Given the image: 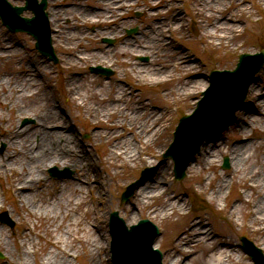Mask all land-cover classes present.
Here are the masks:
<instances>
[{"label": "rangeland", "instance_id": "rangeland-1", "mask_svg": "<svg viewBox=\"0 0 264 264\" xmlns=\"http://www.w3.org/2000/svg\"><path fill=\"white\" fill-rule=\"evenodd\" d=\"M14 5H24L25 0H9ZM151 4V0H146ZM194 0H159L160 3L167 8L159 10L157 16L163 18V32L154 36H142L136 35L131 39L123 34V37L117 41L114 45H109L108 42H102V35L105 37H112L114 35L107 32L98 31L95 35L82 36L81 32L71 35L61 36L60 34L53 35V46L57 54L59 55V62L54 63L49 58L43 55L36 48V39L29 33L23 31H12L2 21L0 17V39L7 38L12 39L14 43H19L23 48V52L20 55H16L13 58L6 60L0 59V76L2 74H17V71L23 68L24 61L28 59L32 60V63L36 65L45 64L48 67L47 73L44 76L43 82L47 83L49 96L54 103L66 113L67 121L74 125L77 129L79 141L90 151V157L96 161L95 166L90 169H86L88 178L91 180L94 176H97L99 180L104 181L105 188L99 191V187L96 184L91 186V190L86 188V199L88 204L84 205L80 210L81 215H85L88 208L105 207V214L101 228L106 232L107 242L106 251L107 256H101L98 258V264H113L112 263V251L109 220L112 211L117 210L119 215L122 216L127 222L128 226L133 223H137L141 218L151 219L160 229V235L156 239V245L163 251V262L167 264L173 250L175 240L179 237L180 233L188 230L192 221H201L202 224L208 222L214 233L218 236V239H231L234 243V262L233 264H240L238 254L244 256V260L255 264L249 254L242 248L241 239L242 235H245L251 239L258 247H260L264 253L263 244L259 242L258 234L253 231L250 225L251 219L246 215V207H252L249 199L251 191L244 190L241 187L243 180L236 177L230 182L226 190L227 195L223 198H212L210 196L211 188L206 185L205 179L209 175L217 174L225 175L231 171L233 165L230 159L229 153L225 151L224 146L216 151L214 156V163L212 165H203L201 163V151L195 156L193 164L187 169V175L181 181H178L174 177V162L171 158H165L164 152L168 148L169 144L173 140V134L177 122L180 117L185 113H191L196 107L197 100L202 96V91L196 95H184L179 96L176 92L178 87H182L184 83L192 80L193 77L187 78V73L184 71L182 74L179 70H175L171 75L170 81H166L160 84H149L138 80L131 71V65L136 64H149L151 70L158 65H168L175 60V47L181 46L189 59L196 58L197 63L201 70L205 71L208 76L211 75L213 69L220 68H234L238 61L239 54L242 52L255 53L264 49V0H248L245 2V8L241 4L232 0V5L237 6V10L231 12L234 18H239L242 30L239 35L231 40L214 38H203L198 30V24L201 23V17L194 15L193 10ZM228 1V0H227ZM159 3V4H160ZM181 3V4H180ZM227 6L228 3H226ZM148 6V5H147ZM148 6V7H149ZM184 11V21L180 30L175 29L174 24L176 18L174 15L178 8ZM180 10V9H179ZM221 16L226 15L227 11L223 12ZM24 16H31L32 12L26 10L23 12ZM151 15V14H150ZM63 35V34H61ZM119 35V34H118ZM117 36V35H116ZM170 40V43L165 44L163 40ZM106 47L108 49H106ZM144 48L142 54H134L136 49ZM206 47V50H205ZM231 48V53L234 58V63L228 67L219 62L221 55L223 56L228 49ZM99 49L103 51H99ZM114 51V52H113ZM164 51V52H163ZM229 51V52H230ZM101 56H97V54ZM27 54V55H26ZM82 56V57H81ZM85 56V57H83ZM86 56H93L92 59ZM97 58L95 59V57ZM148 56L147 61L141 60L140 57ZM115 68L116 73L107 78L110 85L106 88L104 97L105 100L114 97L115 86L118 84L119 75L122 68L126 69L127 75L125 80L128 84L138 85L139 92L134 93L131 97L129 95L123 96L120 103H115L113 108H117L114 113L107 117H102L97 121H94L89 116L92 115L90 108L95 107L98 103V98L92 97L90 94L95 86L92 85L94 78L104 80L102 76L92 72L90 70L91 65L103 64L109 66V63ZM75 80L79 83L75 84L74 90L70 92L66 87V80L69 75H73ZM210 84V83H209ZM252 84L259 88L260 93L253 96L250 92ZM2 88V86H0ZM247 97L244 104L236 112L235 118L232 123L227 124L221 130L213 134L214 137H219L220 142L223 141L226 145L230 146L237 138H242L243 135L239 132L240 113L241 109L245 107L252 108V106L262 107L264 109V65L262 69L256 74L253 82L248 87ZM171 91L167 97L165 92ZM140 95V96H138ZM196 96V97H195ZM147 97L146 99H144ZM258 100V101H257ZM29 99L26 102L29 103ZM257 101V102H256ZM150 104V105H149ZM154 107H151L152 105ZM173 106V107H172ZM144 109L143 112L137 113L138 110ZM0 107V123L1 113L11 115L12 112L3 110ZM121 112V114H119ZM13 115V114H12ZM20 126L29 125L34 122V118L31 114L24 112L21 114ZM158 115L159 118L156 122V126L159 128L157 134L153 137L147 136L148 129H145V125L152 124L154 116ZM28 119L29 122L24 124V120ZM123 120L124 129L120 137H117V142L114 139L106 141L104 138H100L95 135V132L99 129L98 125L104 127H110L111 121ZM133 124L135 128L144 125L142 128L145 132L141 135L138 141L139 150L136 153L134 160H126L123 156L110 157L105 159L104 154L108 151V145L120 143L118 149L124 150V146L128 141H132V134L128 129V123ZM88 134V135H87ZM247 135L251 136L252 146L249 152L254 154L253 160L248 163V167H253L256 159L264 158V116L261 122H257L253 127L247 131ZM150 138V139H149ZM212 140V136L207 137L206 140ZM134 142V141H133ZM5 145L4 149H2ZM7 149L6 143H0V155H2ZM152 154L153 156H149ZM228 157L230 166L228 168L223 167L224 159ZM151 160V161H150ZM157 164H160V169L156 168ZM54 166L59 169H70L73 171L72 176H63L61 178L52 177L50 169ZM147 167H151V171L146 177H141L142 170ZM77 172V169L72 168L70 165L61 166L49 165L46 168L45 176L46 182L49 184L48 191L58 193V188L63 189L70 178H72ZM152 176L162 177L166 180L165 186L169 187V190L177 193L181 198V205L184 209L182 212L170 213L168 218H163L161 215L153 217V214H148V207L150 205L160 206L165 202V195L154 197L145 201V205L137 196L136 190L132 197L127 201L122 202L121 196L126 186L132 181L141 178V184L138 187H142L144 183ZM8 175L1 173L0 176V215L2 212H6L9 218L14 221V226H10L8 223L3 222L0 217V225L5 228V232L11 234H21L26 227L29 229L33 227L34 222H39L37 217L30 220L27 217L30 211L29 207H23L24 211L19 216L15 210L13 204L14 193L10 188ZM230 176H228L229 178ZM215 181V180H214ZM40 196V195H39ZM237 205L239 208V214H235L232 219L228 218V212L230 207ZM128 207H134V222H128L129 209ZM172 209H168L171 212ZM240 217V218H239ZM61 219L58 218V221ZM43 227L41 230V248L42 254L34 259L33 248L28 244L30 248V264H48L44 257L47 256L49 250L58 251L49 242L48 238L59 236L65 237V230H57L54 224L50 223V220L43 219ZM195 229L189 231V234H194ZM84 232L81 234L83 235ZM35 240H38L37 235H33ZM9 238L10 248L14 249V243ZM65 245V246H64ZM70 247L72 244H66L61 241L60 246ZM71 250V260L74 264H90L91 263V249L85 243L84 240L75 241ZM195 254L198 256L206 255L205 250L201 245H196ZM0 260L7 258L8 253L5 248L0 246ZM16 264H27L24 260L17 261Z\"/></svg>", "mask_w": 264, "mask_h": 264}, {"label": "bare ground", "instance_id": "bare-ground-1", "mask_svg": "<svg viewBox=\"0 0 264 264\" xmlns=\"http://www.w3.org/2000/svg\"><path fill=\"white\" fill-rule=\"evenodd\" d=\"M246 1L248 0H235L243 8L246 7L244 5ZM153 3H157V1L153 0ZM192 8L194 15L201 17L198 30L204 39L231 40L237 37L242 30L241 20L231 15V12L237 10V6L232 5V0H194ZM224 11H227L226 15L221 16ZM184 15L181 9L174 15L176 18L175 29L180 30L182 28ZM163 41L167 43L165 40ZM106 49L108 48L106 47ZM175 50V60L168 65H158L151 70H146L149 68V64H132L131 71H134L135 67L137 68L133 75L136 79L153 85L170 81L175 70H179L181 74L185 71L188 80L190 77L193 79L186 81L182 87H178L176 92L179 96L196 95L207 89L211 82L210 76L200 69L196 58L189 59L190 57L181 46L175 47ZM230 50L231 48L223 56L221 55L219 60L226 67L234 63V52L232 55ZM99 51L103 50L99 49ZM143 51L144 47H141L133 53L140 54ZM22 52L23 48L19 43H14L12 39H0V59L9 60ZM97 56L101 55L98 53ZM86 57L93 58V56ZM23 61L25 62L23 68L17 71L15 76L10 73L9 75L2 74L3 78L0 76V86H2L0 88V107L8 112L11 111L13 114L1 113L0 143H6L7 149L0 155V176L2 172L8 175L9 185L14 193L12 202L19 216L21 218L23 216L21 215L24 211L23 207H29L30 211L27 217L30 220L37 217L42 221L40 223L34 222L32 228L26 227L19 235L15 232L8 234L5 232V228L0 225V246L4 247L8 253L7 258L0 260V264H16L17 261L22 260L30 264L31 252L28 244L33 248L34 259L40 256L43 253L40 239L41 230L47 229V226L43 227V219H47V217L57 230H65L66 235L65 237L47 239V242L58 250L47 252L44 260L48 264H74L71 260L72 245L75 241L81 240H84L91 249L90 264H98V258L107 256V235L101 228L105 207L88 208L84 216L80 214V210L88 204L85 195L86 188L90 190L91 186L96 184L99 191H102L105 188V183L99 180L97 176L90 180L87 172H85L86 169L94 167L96 161L90 157V151L80 143L77 129L67 121L65 111L59 108L49 96L48 85L42 79L46 75L48 67L45 64L36 65L32 63L31 59L25 61L22 58ZM103 79L94 78L92 85L95 86V89L90 94L92 97L98 98L95 107L88 111L92 112L89 117L97 123L102 115L107 117L116 111L117 108H113L114 104L120 103L123 96L132 97L134 93L137 94L134 85H128L119 80L115 86V95L112 100L109 97L105 100L106 88H109L111 84L107 79ZM65 82L70 92L74 90L75 84L79 83L75 80L74 75H69ZM250 92L256 96L260 90L255 84H252ZM170 93L172 92H165V97ZM261 93L264 94V91ZM28 99L30 100L29 103L26 102ZM143 111L144 109L138 110L137 113ZM24 112L31 114L34 122L20 126L18 122ZM263 116L264 109L261 106L242 108L239 118V132L243 137L235 139L230 146L223 141L220 142L219 137L206 140L202 145L200 156L201 163L210 166L214 163L216 151L222 146L229 153L233 165L231 171L220 176L217 174L209 175L205 179V183L211 188L210 196L212 198H223L227 195L226 187L230 182L236 177L243 180L241 187L251 191L249 202L252 207H246V215L251 219L250 225L253 231L258 234L259 242L263 244L264 248V158L256 159L253 167L247 166L254 158V154L249 152L252 146V137L247 135V131L257 122H261ZM158 118L159 116L155 115L152 120L153 123L145 125V129H148L147 136L150 138L159 130L156 126ZM123 124V120H116L109 123V128L98 125L99 129L95 135L104 138L106 141L114 139L117 142V137H120L124 130L120 129ZM143 127L144 125L135 128L129 122L128 129L133 140L127 142L124 150L118 149L120 143L108 145V151L104 154L105 159L120 155L126 160H134L140 147V143L136 140H139L145 132ZM148 155L153 156L152 154ZM58 164L61 166L70 165L79 172L68 180L63 189L58 188V193H56L48 191L49 184L46 182L45 171L47 166ZM156 168L160 169V164H157ZM228 176L230 177L228 178ZM165 184L166 180L162 177L152 176L142 187L136 190L137 196L140 197L144 205L145 201L149 199L165 195V202L162 205L148 204L150 206L148 207V214H153L154 218L159 215L168 218L170 213L175 212L184 213L182 212L184 208L181 205V198L177 193L170 191ZM1 202L0 199V204ZM128 209L130 216L128 222H134V207H128ZM168 209H172L171 212H168ZM235 214H239L237 205L230 207L228 218L232 219ZM58 218L61 220L58 221ZM208 224V222L202 224L201 221H192L188 230L181 232L176 238L173 245L174 251L171 253L167 264H233L234 243L231 239H218ZM192 229L196 230L195 233L189 234ZM82 232H84L83 235ZM33 235H37L38 240H35ZM9 238L13 239L11 241L14 243V249L10 248ZM61 241L72 245L70 247L68 245L66 247L60 246ZM144 243L146 244V241L139 236L127 234V239H123L122 233L119 234L118 244L122 246L123 253L129 257V260L139 258L136 251L138 247L144 248L142 247ZM198 244L203 247L206 255L198 256L195 254L197 251L195 246ZM145 255V259L139 264H155L149 252H146ZM238 259L240 264H250L244 260V256L239 254Z\"/></svg>", "mask_w": 264, "mask_h": 264}, {"label": "water", "instance_id": "water-1", "mask_svg": "<svg viewBox=\"0 0 264 264\" xmlns=\"http://www.w3.org/2000/svg\"><path fill=\"white\" fill-rule=\"evenodd\" d=\"M7 4L6 0H0V12L2 16L5 18V11H7ZM25 8H32L36 16L33 18L24 19L22 23H19V13L23 11ZM14 21L11 20V22H8V25L12 29H27L28 31L32 32L39 40L37 43L38 47L43 52H50L51 49V41H50V35L47 30V24H46V18H45V0L41 2L40 4L37 2V0H28V5L26 7H14ZM264 62V52L257 53L255 55H252L250 53H244L241 55L240 62L238 63V67L233 71H218L215 72V77H218L217 82H215L214 86L211 88L213 91H218L223 84L226 82V77L223 76L225 73L229 74L232 73L234 76H238L237 79H234L231 84L228 86V92L227 95L224 94L221 95V91L225 90L226 88L218 91L219 93H214L213 91L209 90L208 96L206 99L200 102L199 107L195 111L193 115L186 116L182 119L176 133V140L173 144V146L169 149L167 152V155H172L174 159L176 160V168L175 173L177 178H182L185 175V169L188 165V162L191 160L193 155L198 151L199 145L201 144L202 140L207 136L208 134L214 132L215 130L219 129L223 124L226 122H229L234 112L237 110V108L241 105L243 102V99L246 95V90L248 85L252 82L254 79V76L256 72H258ZM218 96L219 98H231V100L225 105L222 106L219 105L217 112L212 117V111L215 109H211L208 113V119L203 118V112L202 109L205 108L209 102L211 95ZM204 119V122L206 126L199 129V131H193V127L197 125V123ZM185 139V141H183ZM184 143V145H183ZM184 149V150H183ZM182 151V152H181ZM181 152V153H180ZM228 162L226 159L225 166H228ZM135 184L129 187L128 194H125L124 199H127L131 194H133V191L135 189ZM155 231L151 232L148 231V235L146 237V244L144 243L141 248L143 250L144 256L141 261H143L146 257L145 253L149 252L151 257L154 260L155 264H160L161 256L154 254L153 251L150 250L151 245L153 243L154 237H155ZM146 245V246H145ZM248 247L251 251L254 252V256L257 259V262L259 264L264 263V257L257 255L258 253H261V251L257 248H255L252 244H248ZM147 250V251H146Z\"/></svg>", "mask_w": 264, "mask_h": 264}, {"label": "flooded vegetation", "instance_id": "flooded-vegetation-1", "mask_svg": "<svg viewBox=\"0 0 264 264\" xmlns=\"http://www.w3.org/2000/svg\"><path fill=\"white\" fill-rule=\"evenodd\" d=\"M147 5L146 0H47V16L52 33L103 31L129 37L134 30L136 35H157L163 18L156 14L163 5Z\"/></svg>", "mask_w": 264, "mask_h": 264}]
</instances>
